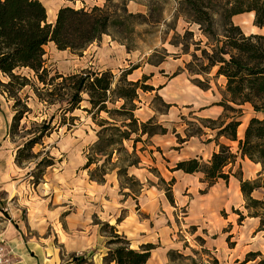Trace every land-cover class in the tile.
Wrapping results in <instances>:
<instances>
[{"label":"rangeland","instance_id":"rangeland-1","mask_svg":"<svg viewBox=\"0 0 264 264\" xmlns=\"http://www.w3.org/2000/svg\"><path fill=\"white\" fill-rule=\"evenodd\" d=\"M40 1L46 7L47 13H52L63 6L91 9L107 5L115 16H121L126 20L125 27L112 28L110 35H104L101 41L94 42L93 46L91 44V47H87L79 54L68 50V56L62 58L56 56L57 47L55 52L45 47V66L52 76L57 73L69 76L82 71L110 70L118 81L122 72L137 67L128 79L139 81L147 76L149 80L146 85L156 89L151 93L139 91V101L136 102L138 110L142 109V112L136 111V116L140 120L146 117L154 118L159 125L168 130L165 135H156L163 137L160 142L153 140L156 136L152 138L145 136L137 143L141 165L148 171L146 181L142 182L135 176L144 184L142 193L137 200L128 195L130 191L122 189V182L125 181L120 180L117 171L108 175L106 182L108 184L112 176L116 177L122 202L127 201L126 206L118 211L122 221L129 216L124 227L127 233L129 230L133 231L134 222L139 221L142 224L141 238L139 244H135L134 250H140L145 244L155 245L156 249L152 254L157 249L167 250L166 264H205L212 263L214 259H217L219 264H244L250 253L261 252L263 256L264 231H260V219L251 217L245 209L240 182L235 176H231L229 183L220 180L213 187H208L207 183L202 182L200 174L190 175L174 171L177 163L182 160L190 158H202L204 162L208 160L213 146L205 144L212 141L204 134H197L195 137L188 135L196 133L200 128L203 133L210 132L202 126L201 120L218 118L215 115L221 109L217 103L223 99L222 94L225 90V79L215 76L216 69L204 77L192 75L187 70V65L193 61L192 54L196 52L188 33L194 34V41H203V46L207 40L198 25L186 21L181 10L183 0H111L109 3L107 0ZM128 14L135 16L131 18ZM233 22L241 27L246 36L251 34L264 36V28L254 24V12L235 16ZM109 37L116 42L114 47L107 43ZM122 43L129 45L133 50L128 52L126 45ZM196 53L199 56L201 54ZM20 73L28 77L36 88L43 87L37 82L32 71L25 69ZM196 79L208 80L210 89L200 88L195 82ZM1 80L7 82L8 78L1 76ZM201 93H205L206 96L202 97ZM20 97L31 112L21 121L18 132L11 136L15 100L0 92V121L5 122L8 118L11 121L5 137L0 135L2 153L0 159L13 158L15 163L13 178L21 181L20 191H14L19 196L5 204L0 201V207L7 208L6 213L18 209L25 215L27 208L21 203H28L32 193H38L42 187L48 190L49 185L46 184H52L53 191L60 197L62 195L60 190L70 189L72 180L79 183L77 193L80 199L86 197V187H83L82 183L91 182L89 171L84 169L89 148L98 139L100 131L98 122L107 119L108 115L101 113L94 118L87 111L90 109L87 95L83 96L84 101L79 108L66 116L60 110L61 103L48 105L40 102L32 86L21 91ZM120 104L117 103V106ZM243 111L241 118L243 125L239 128V137L243 136L251 117L256 115L249 104L243 107ZM256 116L264 118V113ZM64 117L66 124L61 126ZM44 121L48 123L52 121V129L33 148L34 158L17 164L18 149L37 133ZM209 135H213L212 132ZM179 139L187 141L180 143ZM190 141L191 143H188ZM221 141L231 146L234 153L237 152L238 143L226 139ZM125 145L130 152L133 151L132 142H126ZM162 146L164 150L161 149ZM44 159L53 165L38 167ZM95 168L96 165L92 166V169ZM229 171L253 180L259 173L264 175V163L256 164L247 158L239 157L235 165L226 168V172ZM37 175L40 177L38 181ZM135 190L137 191L138 187H135ZM88 195L97 196L92 192ZM108 195L107 200L110 198ZM2 197L4 193L1 192L0 198ZM254 197L264 201V190L255 192ZM95 203V213L91 216L90 224L98 225L101 229V224L107 223L103 221L104 217H108L107 213L104 215L101 213L106 203L103 197ZM239 212L243 213V220L240 219ZM1 220L0 217V222ZM116 228L118 230V227ZM106 231L103 233L101 230L104 235V246L116 247L108 245L110 229L106 228ZM120 235L128 240L125 235ZM262 256L247 264H258Z\"/></svg>","mask_w":264,"mask_h":264},{"label":"trees","instance_id":"trees-1","mask_svg":"<svg viewBox=\"0 0 264 264\" xmlns=\"http://www.w3.org/2000/svg\"><path fill=\"white\" fill-rule=\"evenodd\" d=\"M110 1L107 0L108 3ZM181 10L186 21L198 25L207 40L203 46V41H194V34L188 33L196 52L201 53L200 56L196 52L192 54L193 61L187 65L188 72L204 77L216 69L215 76L225 79V90L223 99L217 103L223 108V113L217 119L201 120L204 128L215 132L211 141L216 142L218 150L206 162L202 158L182 160L174 171L200 174L202 182L207 183L208 187H213L220 180L229 183L231 176H235L240 182L245 209L251 217L260 219V231H264V201L254 197L255 192L264 190L263 173L251 180L245 179L242 174L226 172V168L235 165L239 157L256 164L264 163V118L256 116L264 113V36H246L241 27L233 22L235 16L254 12L255 26L264 28V0H183ZM124 12H127L126 9ZM134 16L128 14V17ZM47 18V9L40 0H0V92L15 100L10 135L18 132L21 121L31 112L20 97L26 87L32 86L42 103H61L60 110L65 116L78 109L84 101L83 96L87 95L90 104L87 111L94 118L101 113H106L108 118L98 122V139L89 148L84 169L89 171L90 180L98 184H105L108 175L117 171L120 180L125 181L122 182V189H128L130 193L127 194L137 200L144 184L129 173L130 168L139 167L142 163L137 153V143L145 136L152 138L168 133L154 118L144 122L136 116L139 91L151 93L156 90L146 85L149 77L145 76L139 81L129 80L128 77L137 67L122 72L118 81L110 70L82 71L69 76L57 73L52 76L45 66V47L49 43H54L59 51L69 50L79 54L94 42L101 41L104 35H110L112 28L125 27L126 20L115 16L107 5L91 9L63 6L54 23H49ZM126 48L128 52L133 50L129 45ZM25 69L34 73L37 82L43 86L41 89L20 73ZM1 76L8 78V81L3 82ZM195 82L203 90L210 89L208 80L196 79ZM117 103L121 104L117 106ZM248 104L256 115L251 117L243 136L239 137L243 107ZM65 124L66 117L60 125ZM51 129L52 121H44L37 133L18 149L16 163L34 158L33 148ZM197 134L205 133L200 128L188 136L195 137ZM222 139L238 143L237 152L234 153L231 146L222 143ZM179 140L180 143L187 141ZM126 142L133 143L132 152L126 147ZM49 162L44 159L38 167L53 165ZM94 165L96 168L92 169ZM39 179L37 175V181ZM135 187H138L137 191ZM238 214L243 220V213ZM121 221L119 218L118 223ZM106 228L110 229L108 245L116 247L109 248L103 264L148 263L155 245L145 244L140 250H134L130 241L118 233L116 226L102 223L103 233L107 232ZM204 252L207 253L206 250ZM260 256L261 252L250 253L244 264L256 261ZM73 259V264L89 263L84 257ZM205 264H219V261L214 259L212 263ZM258 264H264V255Z\"/></svg>","mask_w":264,"mask_h":264},{"label":"crops","instance_id":"crops-1","mask_svg":"<svg viewBox=\"0 0 264 264\" xmlns=\"http://www.w3.org/2000/svg\"><path fill=\"white\" fill-rule=\"evenodd\" d=\"M59 9L52 11L51 16L48 14L49 23L55 22ZM106 41L113 47L115 46L116 42H113L110 37ZM46 47L55 52L56 45L54 43H49ZM68 52V50H57L56 56L67 57ZM204 94L201 93V96H206ZM220 109L221 111L216 113L215 116L219 117L222 114V107ZM138 112H142V109ZM149 118L146 117L141 120ZM9 124H11L9 118L5 122L0 121V135L2 137H5ZM210 132L213 135H209ZM210 132L204 134L208 140H211L215 135L214 131L210 130ZM162 138L156 136L153 140L160 142L163 140ZM188 143H191V141ZM205 145L213 146L210 149L209 158H207L210 159L212 154L218 150V146L214 141ZM163 147H161L162 150H164ZM0 154L2 153L0 152ZM1 156L0 158H2ZM14 164L13 158L10 160L0 159V193H4V197L0 198V201L4 204L19 196L14 193V191H20L19 184L21 182L13 178L15 173ZM130 173L142 182L147 180L148 171L142 165L138 168H131ZM1 175L4 177H1ZM46 185H49L48 190L42 187L38 193L31 194L28 203H21L23 207L27 208L25 215L18 209L12 213H6L8 209L0 207V217L2 218L0 222V241H4L8 245L11 264H73L72 259L74 256L77 258L84 257L88 260V264H103V259L109 248L104 246V235L101 233L100 227L90 224L92 222L91 216L95 213V202L102 197L106 204L103 205L101 213L103 215L107 213L108 215V217H104L103 221L118 227V233L125 235L130 240L131 248L136 249L135 244H139V238H141L142 224L139 221L134 222L133 231L129 230V233H127V229L125 230L124 227L127 225L129 216L125 217L120 224L117 222L119 218L118 211L124 205L126 206L127 201L122 202L118 191L119 182L116 177L113 178L112 176L110 183L103 185L93 181H85L82 186L86 187L87 195L85 194L86 197L82 199L77 193L79 185L77 180H72L71 188L67 191L60 190L62 192L60 197L53 191L52 184ZM89 192L95 193L97 196L91 197L88 195ZM106 195L110 196L108 200ZM166 251L164 249L155 250L147 264H166Z\"/></svg>","mask_w":264,"mask_h":264},{"label":"built area","instance_id":"built-area-1","mask_svg":"<svg viewBox=\"0 0 264 264\" xmlns=\"http://www.w3.org/2000/svg\"><path fill=\"white\" fill-rule=\"evenodd\" d=\"M0 264H11L8 245L4 241H0Z\"/></svg>","mask_w":264,"mask_h":264},{"label":"bare ground","instance_id":"bare-ground-1","mask_svg":"<svg viewBox=\"0 0 264 264\" xmlns=\"http://www.w3.org/2000/svg\"><path fill=\"white\" fill-rule=\"evenodd\" d=\"M48 14H49V16H51V15H52V13H49V12H48Z\"/></svg>","mask_w":264,"mask_h":264}]
</instances>
